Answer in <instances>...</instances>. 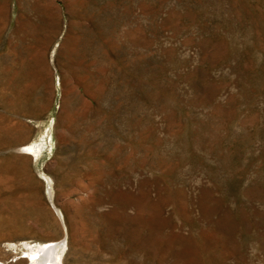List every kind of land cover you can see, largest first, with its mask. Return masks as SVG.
<instances>
[{
    "label": "rangeland",
    "instance_id": "1",
    "mask_svg": "<svg viewBox=\"0 0 264 264\" xmlns=\"http://www.w3.org/2000/svg\"><path fill=\"white\" fill-rule=\"evenodd\" d=\"M1 130L0 264H264V0H0Z\"/></svg>",
    "mask_w": 264,
    "mask_h": 264
},
{
    "label": "bare ground",
    "instance_id": "2",
    "mask_svg": "<svg viewBox=\"0 0 264 264\" xmlns=\"http://www.w3.org/2000/svg\"><path fill=\"white\" fill-rule=\"evenodd\" d=\"M38 5V3H37ZM43 9V7L41 8ZM22 18V17H21ZM22 20V19H21ZM46 21V20H45ZM20 22V21H19ZM51 23V22H50ZM28 44V43H27ZM67 44V43H66ZM66 46V45H65ZM36 59V58H35ZM12 62V61H11ZM5 72V71H4ZM7 73V72H6ZM23 73V72H22ZM6 79V78H5ZM12 80V79H11ZM10 81V80H9ZM13 82V80H12ZM7 83V82H6ZM16 89V88H15ZM28 89V88H27ZM8 131V130H7ZM2 132V130L0 131ZM1 135V134H0ZM4 142V141H3ZM2 142V143H3ZM5 143V142H4ZM13 147V146H12ZM31 148H27V150H29ZM2 150V149H1ZM4 162V161H3ZM1 163V162H0ZM4 164H2L3 166ZM6 167V166H5ZM22 168V167H21ZM2 169V168H1ZM6 170V169H5ZM9 171H10V168H9ZM7 172V171H6ZM2 173V172H1ZM8 173V172H7ZM11 173V171H10ZM7 175V174H6ZM9 176L11 174H8ZM7 177V176H6ZM12 177V176H11ZM2 179V177H1ZM11 181V180H10ZM6 186V185H5ZM2 190V188H1ZM5 194V193H4ZM1 195V193H0ZM6 195V194H5ZM4 195V196H5ZM9 195V194H8ZM3 196V197H4ZM2 197V196H1ZM0 197V198H1ZM8 197V196H7ZM11 197V196H10ZM5 198V197H4ZM12 202V201H11ZM3 203V201H2ZM17 218V217H16ZM14 221V220H13ZM11 229V228H10ZM56 241V240H55ZM60 245V241H56V242H49L47 244H44L42 246H40L36 251L35 253L37 254V257L34 258V263L35 264H57L56 262V253H55V250L57 248V246ZM35 256V255H34Z\"/></svg>",
    "mask_w": 264,
    "mask_h": 264
}]
</instances>
